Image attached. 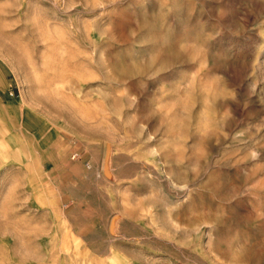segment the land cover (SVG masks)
<instances>
[{
    "label": "rangeland",
    "instance_id": "1",
    "mask_svg": "<svg viewBox=\"0 0 264 264\" xmlns=\"http://www.w3.org/2000/svg\"><path fill=\"white\" fill-rule=\"evenodd\" d=\"M0 62V264H264V0H0Z\"/></svg>",
    "mask_w": 264,
    "mask_h": 264
},
{
    "label": "crops",
    "instance_id": "2",
    "mask_svg": "<svg viewBox=\"0 0 264 264\" xmlns=\"http://www.w3.org/2000/svg\"><path fill=\"white\" fill-rule=\"evenodd\" d=\"M11 86L9 72L0 62V142L9 148L7 151L3 150V153L9 152L13 147L17 148L16 139L23 138V131L27 129V121L22 111V115L19 113L14 121V103L9 95Z\"/></svg>",
    "mask_w": 264,
    "mask_h": 264
}]
</instances>
